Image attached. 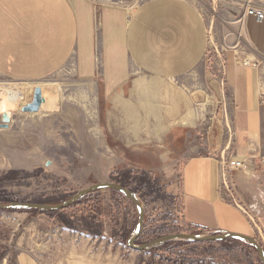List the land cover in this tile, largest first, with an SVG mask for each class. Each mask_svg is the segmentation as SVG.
<instances>
[{
  "label": "crops",
  "instance_id": "0c3cea01",
  "mask_svg": "<svg viewBox=\"0 0 264 264\" xmlns=\"http://www.w3.org/2000/svg\"><path fill=\"white\" fill-rule=\"evenodd\" d=\"M245 10L221 8L227 24L215 25L214 33L223 56L212 58V67L209 24L190 0H144L129 16L122 8H104L102 79L108 95L119 91L142 102L133 110L141 128L160 117L164 138L169 130L190 126V114L197 112L191 96L207 93V72L218 80L223 62V86L218 84L229 138L215 154L197 153L200 145L189 147L194 154L180 173L181 218L206 233L234 232L263 244L264 213L254 218L236 198L230 199L233 194L226 195L220 177L224 157L245 159L248 169L264 162V21ZM90 15L83 0H0V73L35 80L71 62L82 76L94 77ZM103 201L101 193V210ZM51 212L0 215V264H142L138 253L112 256L105 250L110 235L104 216L96 221L81 212Z\"/></svg>",
  "mask_w": 264,
  "mask_h": 264
},
{
  "label": "rangeland",
  "instance_id": "374dc122",
  "mask_svg": "<svg viewBox=\"0 0 264 264\" xmlns=\"http://www.w3.org/2000/svg\"><path fill=\"white\" fill-rule=\"evenodd\" d=\"M83 1L91 9L88 51L94 77L82 76L78 65L71 62L57 73L35 80L15 79L0 73V122L1 112L10 111L8 126L0 128V202L58 203L93 183L114 181L136 193L145 209L148 230L158 233L155 238L186 232L181 218L182 165L194 154L189 152L193 144L200 145L197 153L213 154L223 151L227 144V115L222 113L218 117L216 114L219 108L223 109V92L220 89V99H217L207 87L203 96H191L197 112L196 116L193 112L190 114V126L169 130L164 138L160 137L163 130L159 127L160 117L153 118L151 127L141 128V120L135 119L138 114L133 110L142 102L119 91L110 96L104 87L102 29L104 8H122L129 16L144 0ZM190 1L208 21L207 59L213 67L214 57L221 59L223 56L214 33L215 25L227 24L221 8L247 6L244 0ZM245 2L252 7L264 5V0ZM36 86L41 88L43 96L55 98L54 110L44 111L45 105L37 112L21 110L31 101ZM224 158L223 163L230 159ZM221 186L226 195L230 196L228 192L231 191L233 197L230 199L236 198L253 217L264 213V162L250 169L229 170L226 186L223 182ZM97 193L103 195L100 216H104L105 231L110 236L104 243L98 242V246L96 242V250L103 243L112 256L116 252L138 253L142 264H262L253 246L239 239L231 243L169 240L145 251L130 248L127 240L138 218L134 204L120 192L114 202L113 190L89 194ZM118 201L115 213L113 205ZM9 211L0 210V215ZM106 221L110 222V231ZM97 227L96 224V230ZM190 231L186 233H212ZM0 233H4L2 228Z\"/></svg>",
  "mask_w": 264,
  "mask_h": 264
},
{
  "label": "water",
  "instance_id": "95a60500",
  "mask_svg": "<svg viewBox=\"0 0 264 264\" xmlns=\"http://www.w3.org/2000/svg\"><path fill=\"white\" fill-rule=\"evenodd\" d=\"M207 84L209 88L215 93L217 99H220V87L218 81L213 79L210 72L206 75ZM44 102L42 91L39 86H36L33 90L32 99L30 102L22 106L23 112H37L40 109L41 104ZM218 117H221V108L218 109ZM10 121V116L4 112L1 114L0 128H6ZM115 190L127 197L135 206L138 212L137 225L130 237L127 240V245L138 251H145L150 248H154L169 240H190V241H221L228 238L239 239L253 246L260 261L264 264V245L260 243L255 237H251L244 234L222 231L220 233L211 234H193L186 232H177L162 235L158 238L152 239L144 243H137V238L142 232L144 225L145 209L142 203L139 201L136 193L130 188L114 181L96 182L87 187L79 189L69 198L58 203H43V202H31V201H11L0 202V210H39V211H59L65 209L72 204L78 202L82 197L91 192H98L101 190Z\"/></svg>",
  "mask_w": 264,
  "mask_h": 264
},
{
  "label": "trees",
  "instance_id": "16d2710c",
  "mask_svg": "<svg viewBox=\"0 0 264 264\" xmlns=\"http://www.w3.org/2000/svg\"><path fill=\"white\" fill-rule=\"evenodd\" d=\"M113 194H114L113 195L114 202H116L115 198H117L118 195H120V193L113 190ZM43 203H54V201L53 202H43ZM118 204H120L119 201L115 205H113L115 213H117L116 210H118ZM99 206H100V195L98 193L97 194H89V195L85 196L83 199L79 200L78 202H76V203L72 204L71 206L63 209V211H72L74 213L81 212L82 214L86 215L87 217H90L91 219L99 221L100 220V208H99ZM22 211L39 212V210H34V209L22 210ZM135 221H136V219H135ZM148 225H149V222H148L146 214H145L143 229L137 238V241L139 243L147 242V241L155 238L154 237L155 234H158L155 231H149ZM184 226L187 229V230H184L186 232H192L190 230H193V231H201L202 230L199 227L189 226V225H186L185 223H184ZM196 233L197 232H195L194 234H196ZM236 240L237 239H234V238H228L226 240H221V241L231 243V242H235ZM186 242H192V243L193 242L194 243L203 242L204 243V242H214V241H186ZM175 250H178V249L175 248Z\"/></svg>",
  "mask_w": 264,
  "mask_h": 264
},
{
  "label": "built area",
  "instance_id": "2783aa9c",
  "mask_svg": "<svg viewBox=\"0 0 264 264\" xmlns=\"http://www.w3.org/2000/svg\"><path fill=\"white\" fill-rule=\"evenodd\" d=\"M242 2L244 5L247 6V7H245V9H246L245 13L247 15L253 16L255 18V20L258 22L264 21V5L252 7L249 5V2H245V0ZM218 74H219V77L217 78L218 79L217 81L222 86L223 85V79L222 78L225 75V68H224L223 62H222V66L219 68ZM221 168H222V171H220L221 182H223L224 185L226 186V173L228 172L227 170H232V169L245 170V169H248V165H247L245 159H237V158L232 157L227 161V163L222 162ZM250 219L253 221L252 217H250Z\"/></svg>",
  "mask_w": 264,
  "mask_h": 264
},
{
  "label": "bare ground",
  "instance_id": "6f19581e",
  "mask_svg": "<svg viewBox=\"0 0 264 264\" xmlns=\"http://www.w3.org/2000/svg\"><path fill=\"white\" fill-rule=\"evenodd\" d=\"M43 97H44V102L41 104V106L45 105L44 111L45 110H48V111L54 110L56 108L55 98L54 97H46V96H43ZM4 112H6L10 116V111H2L1 113H4Z\"/></svg>",
  "mask_w": 264,
  "mask_h": 264
}]
</instances>
